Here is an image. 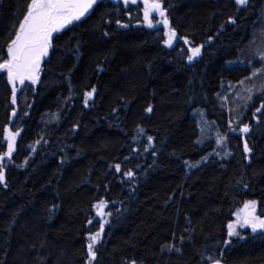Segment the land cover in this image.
Wrapping results in <instances>:
<instances>
[{"label":"trees","instance_id":"trees-1","mask_svg":"<svg viewBox=\"0 0 264 264\" xmlns=\"http://www.w3.org/2000/svg\"><path fill=\"white\" fill-rule=\"evenodd\" d=\"M159 2L168 28L143 26L141 4L74 21L15 103L0 74V155L19 132L0 161V264H86L101 224L91 264H264V230L227 235L246 201L264 217V72L247 82L264 66V0ZM29 3L0 0V63ZM189 47H201L192 61ZM241 81L251 92L227 93ZM199 114L227 158L203 160L212 142L197 144ZM101 200L110 215L97 216Z\"/></svg>","mask_w":264,"mask_h":264},{"label":"snow or ice","instance_id":"snow-or-ice-1","mask_svg":"<svg viewBox=\"0 0 264 264\" xmlns=\"http://www.w3.org/2000/svg\"><path fill=\"white\" fill-rule=\"evenodd\" d=\"M123 2L125 6H127L129 3L136 4L137 0H123ZM247 2L248 0H235V3L240 6L246 5ZM96 3L97 0H30L26 14L23 15L15 32L11 34L14 38H10V43L7 46L8 59L0 63V71H7L9 83L13 85V103H15L17 80H19L20 84H24L25 80H29L32 84L37 83L39 79L40 60L42 57L48 55L49 48L52 46L51 41L53 34L59 33L74 21H79ZM144 4V19L149 28L154 26L151 19L152 11L159 12L160 16L164 17L161 22L166 28L169 27L168 19L161 10L159 0H151V2H149V0H144ZM122 27H126V25H122ZM167 35L168 40L166 44L168 47H172L173 41L176 39V32L174 29L169 28ZM184 42L186 44L188 43L186 39ZM201 47H191L189 49L192 53V55L188 57L189 61H192L195 57L200 55ZM261 59H264V53L261 54ZM256 74L255 72L253 73V75ZM248 91L251 92V89H248ZM95 92L96 89L93 87L90 91L85 93V106H88V101L93 99ZM248 99H251V96H249ZM261 108H264V104L261 105ZM261 108H257L256 111L259 112ZM146 111L151 112V107L147 108ZM14 115L15 112H13V116ZM139 131L143 132V129ZM240 131L242 133H248L249 127L245 125ZM18 135L19 132L9 133L8 152L0 155V161H3L5 156L9 159L11 158L13 142ZM148 141L151 143L152 137H148ZM244 151L245 153L251 152L247 142L244 144ZM196 166L197 165H190V167ZM115 168L117 172L120 171L119 164L115 165ZM125 175L131 177L132 173L129 171L125 173ZM4 183V171L3 167L0 166V184ZM94 207L97 209V216L103 217L111 214L110 212L105 213L103 211V209L107 207L106 202L103 200L99 201ZM104 222L107 223V221ZM88 223L91 224L92 221L89 220ZM237 226L250 227L253 232H256L258 229L264 230V219L256 215L255 201L246 202L243 216L241 217L240 214H237V221L235 224L230 223L228 225L229 236L239 235L236 231ZM102 231L103 224L100 225V231L88 236L87 255L90 258L88 264H91V261L96 258L95 246L100 240ZM209 259L212 258L210 257ZM131 264H135V261H132ZM213 264H220V261L213 260Z\"/></svg>","mask_w":264,"mask_h":264},{"label":"rangeland","instance_id":"rangeland-1","mask_svg":"<svg viewBox=\"0 0 264 264\" xmlns=\"http://www.w3.org/2000/svg\"><path fill=\"white\" fill-rule=\"evenodd\" d=\"M149 1H151V0H149ZM151 19L153 21V25L154 26L162 24L161 21L159 23L157 22V18L155 16H151ZM141 24L143 26H145V27H148L147 26V22L144 19V10H143V13H142V16H141ZM165 39L166 40H165L164 44H165V46H167V44H166V41L168 40V35L167 34L165 36ZM189 52L191 53L190 50H189ZM7 54H8V52H7ZM191 55H192V53H191ZM249 56L250 55L248 53V59H249ZM249 60H254V58L250 57ZM259 61H262V60H259ZM257 71H263L264 72V66L262 64L258 65L256 67V69L250 74V76L248 77V81L247 82H249L251 85H253L254 77H255V75H253V73L254 72L257 73ZM241 82H239V84H237V85H233V86L229 87L228 90H227V93L233 91L235 97L238 96L241 93H242L241 96H243V93L249 87L246 84L241 83ZM35 84H32V87L35 86ZM252 88L253 87L250 86L249 89H252ZM235 97H233V95H232V99L235 98ZM198 111L204 116V113L202 111L197 110L196 112H198ZM201 114H199V116H198L199 118L198 119H195L196 122H197L198 131H199V137H198V143L197 144L199 145L200 141L205 142L206 140L207 141L211 140V142H212V150L207 153L205 158L207 159L210 156L216 157L218 159L227 158L228 155H229V151H228V148H227L226 144H224L223 136L220 133L217 132V129H216L215 125L212 124L211 122H208L205 118H203V116ZM218 141H219V143H218ZM205 158L203 160H205ZM246 202H248V201H246ZM246 202H244L240 207H238V208H236L234 210L233 219L231 221L232 224H235V222L237 221V214H240L241 217L243 216V214H244V205H245ZM95 210L97 212L96 208H95ZM103 211H104V209H103ZM260 218L264 219V217H260ZM244 229H247V230L253 232L250 227H239V226H237L236 231L239 233V235L229 236L228 235L229 229L227 230V235H228V237H238V236H240V231L244 230ZM89 259L90 258H87L86 264H88Z\"/></svg>","mask_w":264,"mask_h":264},{"label":"flooded vegetation","instance_id":"flooded-vegetation-1","mask_svg":"<svg viewBox=\"0 0 264 264\" xmlns=\"http://www.w3.org/2000/svg\"><path fill=\"white\" fill-rule=\"evenodd\" d=\"M105 4H113V5H116V6H118V5H121L122 7H124V8H127L129 5H134V6H137L138 4H140L139 2H137L136 4H128L127 6H125V4H123L121 1H117L116 3L115 2H113L112 0H97V3L95 4V5H93V7L90 9V11H89V13L86 15V16H88L89 14H91L94 10H95V8H99V7H101V6H103V5H105ZM142 7V6H141ZM143 9V8H142ZM143 10H145V9H143ZM85 16V17H86ZM84 18V17H83ZM82 19V18H81ZM69 26V25H68ZM67 26V27H68ZM66 27V28H67ZM65 29V28H64ZM64 29H62L60 32H62ZM59 32V33H60ZM59 33H54L53 34V38H52V41H51V43L53 42V39H54V37L56 36V35H58ZM49 50H50V48H49ZM48 55H49V51H48ZM48 55L46 56V57H42L41 58V60H40V70H41V66H42V64H43V62H44V60L48 57ZM6 59H8V54H7V57H6ZM5 59V60H6ZM4 60V61H5ZM0 74H2L3 75V77H4V81L7 83V85L9 86V88L12 90V92H13V86L9 83V80H8V77H7V71L6 70H3V71H0ZM40 75V71H39V73H38V76ZM18 82H16V92L17 91H20V90H22V89H24L25 87H29V88H33L32 87V83L29 81V80H25L24 81V84H19V80H17ZM15 92V93H16ZM13 112V111H12ZM10 116H11V112H10ZM11 118H12V116H11Z\"/></svg>","mask_w":264,"mask_h":264},{"label":"water","instance_id":"water-1","mask_svg":"<svg viewBox=\"0 0 264 264\" xmlns=\"http://www.w3.org/2000/svg\"><path fill=\"white\" fill-rule=\"evenodd\" d=\"M113 2H117L118 0H112ZM119 1H121L123 4H124V2H123V0H119ZM137 2H139L140 4H141V6H142V8L143 9H145V4H144V0H137ZM149 2H151V1H149ZM129 4H131V3H129ZM161 10L164 12V14H165V10L163 9V7H162V5H161ZM90 11V10H89ZM89 13V12H88ZM87 13V14H88ZM86 14V15H87ZM85 15V16H86ZM84 16V17H85ZM151 16H155L156 18H157V22L159 23L160 21H163V19H164V17H161L160 16V14H159V12H156V11H152L151 12ZM83 18V17H82ZM163 24V23H162ZM168 25H169V22H168ZM163 26H164V24H163ZM165 27V26H164ZM166 28V27H165ZM172 29V28H171ZM169 31V30H168ZM168 33V32H167ZM178 39V34L176 33V39L175 40H177ZM174 40V41H175ZM174 41H173V43H174ZM16 82H18V81H16ZM11 84V83H10ZM19 84H20V82H19ZM12 85V84H11ZM13 86V85H12ZM11 116H13V112L11 111Z\"/></svg>","mask_w":264,"mask_h":264},{"label":"bare ground","instance_id":"bare-ground-1","mask_svg":"<svg viewBox=\"0 0 264 264\" xmlns=\"http://www.w3.org/2000/svg\"><path fill=\"white\" fill-rule=\"evenodd\" d=\"M8 129V128H7Z\"/></svg>","mask_w":264,"mask_h":264}]
</instances>
